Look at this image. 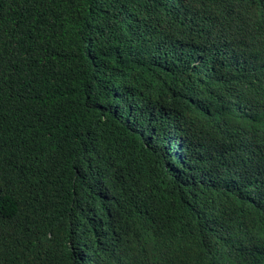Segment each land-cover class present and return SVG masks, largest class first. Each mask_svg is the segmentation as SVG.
Instances as JSON below:
<instances>
[{
	"label": "trees",
	"instance_id": "trees-1",
	"mask_svg": "<svg viewBox=\"0 0 264 264\" xmlns=\"http://www.w3.org/2000/svg\"><path fill=\"white\" fill-rule=\"evenodd\" d=\"M0 264H264V0H0Z\"/></svg>",
	"mask_w": 264,
	"mask_h": 264
}]
</instances>
